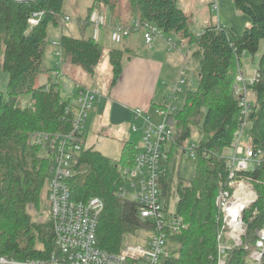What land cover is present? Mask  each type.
Segmentation results:
<instances>
[{
	"label": "trees",
	"instance_id": "1",
	"mask_svg": "<svg viewBox=\"0 0 264 264\" xmlns=\"http://www.w3.org/2000/svg\"><path fill=\"white\" fill-rule=\"evenodd\" d=\"M119 2L94 0L87 17L79 22L82 38L61 36L62 63L69 62L91 76L95 74L104 48L85 34L93 28L91 17L97 7L104 6L114 15ZM63 3L64 0H0V70L8 74L7 98L0 95V257L18 262L49 260L60 254L52 218L43 224L35 223L30 210L41 208V195L45 188L48 190L53 162L49 151L35 144L32 137L35 133L71 132L75 118L74 112L67 110L71 101L61 95L59 83L36 86L37 78L47 71L42 67L50 44L48 29L63 25L66 18ZM125 3L128 18L121 24L136 20L152 24L163 34L178 36L188 43L197 63V88L185 92L183 106L175 113L174 143L158 180L162 201L169 207L177 158L197 137L195 176L188 182L179 177L176 184L177 214L187 227L173 237L177 248L162 264H217L222 220L216 198L229 179L224 151L232 148L245 119L253 147L264 153V56L258 77L249 86L253 99L246 118L241 96L235 91L242 56H255L264 41V0H234L236 9L251 20L240 35L224 26H210L200 33L192 30V17L178 7L177 0ZM34 13L43 15L37 25L29 23ZM127 53L118 49L109 52L112 86L123 72ZM25 98L32 103L23 105ZM86 141L85 134L82 150L74 155V174L68 180L71 197L83 203L94 197L103 200L97 242L107 252L120 253L128 236L150 229L136 201L118 195L124 184L121 170L134 167L138 151L133 143L125 142L117 164L94 147H87ZM238 175L253 184L258 199L245 210L246 233L242 244L228 252L227 264H246L257 250L258 232L264 228V166ZM260 264H264V254Z\"/></svg>",
	"mask_w": 264,
	"mask_h": 264
},
{
	"label": "built area",
	"instance_id": "2",
	"mask_svg": "<svg viewBox=\"0 0 264 264\" xmlns=\"http://www.w3.org/2000/svg\"><path fill=\"white\" fill-rule=\"evenodd\" d=\"M22 1V0H16ZM42 14L34 13L29 23L37 25ZM64 21H70L68 17ZM91 21L95 29L93 36L97 41L101 37V29L109 24L104 15L93 12ZM113 39L118 42L130 36L132 33L142 31L145 42L151 45L156 38H163L161 32L152 24L133 20L128 25L116 23L112 25ZM169 46L172 41L165 40ZM59 65L53 73L54 83H59L60 91L65 92V99L71 101L68 111L74 112L73 129L68 133L47 134L35 133L32 140L35 144L43 146L49 151L52 158L51 177L48 185L50 217L54 223L56 243L60 249L59 255H53L49 260H28L18 262L7 257H0V264H162L165 257L175 249L166 247L173 237L180 234L187 225L172 210V206L166 207L162 201L158 180L163 164L169 157V151L174 143L176 122L175 113L178 110L174 106L178 93L183 91L186 85L185 71L182 70L173 91V95L166 99L162 106L157 108L158 119H153L144 109H134V118L137 121L133 125V132L142 133L143 147L137 148L136 164L132 168L121 170L124 184L119 188L118 195L136 201L139 213L145 221L150 223V229L145 233H151L150 242L144 245H131L128 238L125 239L120 253H110L101 249L97 242V228L104 202L99 197L83 203L72 199L68 180L74 174V155L79 153L85 141V120L89 112L100 102L103 95L94 89L77 86L63 73L62 53ZM258 77L245 80L240 73L236 78L235 91L241 96L240 105L242 114L246 118L250 109L251 99L249 90ZM76 86V89L72 88ZM78 89V90H77ZM76 94V96H75ZM75 99V102H72ZM248 123L246 119L235 134V142L231 148L232 156L226 158L229 179L225 189L218 193L216 204L222 220V232L218 235V262L227 264V255L234 247L242 244L246 233L244 213L257 199V193L253 184L239 173L250 171V168L264 166V153L252 145L250 132L244 142V130ZM193 144L189 150L194 154ZM187 150V146L184 149ZM126 186L136 188L133 195L128 197ZM144 231V230H142ZM144 233V232H143ZM257 250L252 259L260 264L264 254V228L258 232ZM227 237L231 245L223 244V238Z\"/></svg>",
	"mask_w": 264,
	"mask_h": 264
},
{
	"label": "rangeland",
	"instance_id": "3",
	"mask_svg": "<svg viewBox=\"0 0 264 264\" xmlns=\"http://www.w3.org/2000/svg\"><path fill=\"white\" fill-rule=\"evenodd\" d=\"M118 4L116 16L120 17V20H125V0ZM94 0H64L63 11L66 17L70 21H63V25L58 27L50 26L48 29V40L50 44L48 45L44 61L43 69L47 70L42 73L36 81V86H42L48 83H54L56 80L53 76L54 71L56 70V65H59L60 58L57 54L60 52L59 42L62 35L70 36L73 38L80 39L82 34L79 30V22L84 20L87 17L89 8L93 5ZM177 5L180 9L185 11L188 15L192 17L191 28L194 31L202 32L205 28L210 26H224L227 27L231 33L234 35H240L245 30V28L251 25L250 18L238 11L235 7L234 0H177ZM104 15L107 12V8L104 6H99L95 10ZM107 16L110 14H106ZM120 21V22H121ZM104 31L105 29L102 28ZM95 35V29L88 28L86 31L85 37H90ZM114 31L109 30L107 32L108 41L103 40L101 43L104 52L99 66L93 76L87 74L77 65L71 64L69 62H64L61 64L64 73L76 84L82 88L96 89L102 95L101 103L97 105L93 110L89 112L88 117L85 120V130H86V145L87 147H94L95 150L99 151L102 155L107 158H110L115 163H120L122 151L124 148L125 142L133 143L136 148L141 149L143 147L142 142V133L133 132L132 127L133 123L126 114H106L101 116L96 114V112L102 109L104 103H106V95L104 93L103 87L107 85L110 87L112 85V72L111 65L109 62V51L113 49H118L126 51L127 49L135 54H141L144 50L143 44V32H137V37L125 38L122 43H116L112 40ZM163 38H156L154 40L159 43L162 41L166 49L171 53V56H167L168 59L171 58L173 61L171 66L166 68L164 75L167 80L174 81L173 86L175 85L178 77L182 70L185 71L184 79L187 81L186 85L182 86L183 91L178 93L177 100L174 101V106L180 109L183 106V96L188 90H195L197 88V79H196V70L197 63L192 58V49L189 48L188 43L184 40H181L178 36L173 34H163ZM141 37V38H140ZM143 39V40H142ZM165 40L172 41V46H169ZM181 50L182 52H180ZM186 56V57H185ZM264 56V41L261 44L259 52L252 56L251 54L245 53L241 58V68L240 72L245 80H250L254 78L256 71L259 68V63L261 58ZM3 60V55L1 57ZM178 65H176V63ZM175 63V64H174ZM124 65V64H123ZM68 79V78H67ZM77 82V83H75ZM7 84H8V74L0 70V95H3L7 98ZM72 88L76 89V86ZM78 90V89H77ZM61 95L65 97V92L60 91ZM76 96V94H75ZM249 98L252 100L253 95L250 94ZM158 101L159 98L157 97ZM72 102H75L73 99ZM30 99H23V105L31 104ZM101 117V119H100ZM249 133V125L245 127L243 140L246 142L247 135ZM198 138L195 137L187 144V150L184 154L177 158L176 163V174H175V184L173 190V200H172V210H176L177 195H176V184L178 178L180 177L185 182L192 180L196 173L197 166V156L192 154L189 150L190 146L193 144L197 145ZM232 150L226 149L224 151L225 158L232 156ZM254 168H250L252 171ZM179 173V176H178ZM136 188L132 186H126V191L128 197L133 195ZM49 191L45 188L41 195V208L31 209L30 213L32 219L35 223H45L48 221L49 216ZM144 230V229H143ZM144 232V233H143ZM146 231H139L136 235L128 236V240L131 245H144L146 246L152 238L151 233H145ZM223 244L231 245L230 240L224 236ZM166 247L177 248L176 244H173L171 241L166 243ZM256 252V251H255ZM254 252V253H255ZM253 253V254H254ZM252 254V255H253ZM252 255L248 258L246 264H257L256 261L252 259Z\"/></svg>",
	"mask_w": 264,
	"mask_h": 264
},
{
	"label": "crops",
	"instance_id": "4",
	"mask_svg": "<svg viewBox=\"0 0 264 264\" xmlns=\"http://www.w3.org/2000/svg\"><path fill=\"white\" fill-rule=\"evenodd\" d=\"M121 2L122 1L120 0L119 3ZM106 12V14H110L108 16L104 14L106 21L109 22V24L103 27L105 29L104 31L101 29V37L99 40L100 44L103 42V40L108 41L107 32L112 30L113 24L122 23L120 22V17L116 16L115 14L113 15V13L108 8ZM125 16L127 19L128 13L126 11ZM135 34L137 33H132L126 38L128 39L132 36L135 38L137 37ZM90 37H93V34L92 36L90 35ZM124 39L116 42L112 38V40L116 43H122ZM153 43L148 45L144 39V50L141 54L134 55L131 50H126L128 53L123 62V72L116 85H111L110 87L105 85L103 87L107 101L104 103L102 109L98 110L96 114L98 113L101 116L109 113L115 115L121 113L126 114L134 125L137 123V121L134 118L133 110L141 108L151 115L153 119H158L156 114L158 105L162 104L166 99L173 95V91L179 77L174 86L172 84L174 81H169L166 79L164 72L168 66L173 64V61L171 60L172 52H169L166 49L162 41H159V43L155 41V45ZM179 51L182 52L181 50ZM167 56H170L171 58L168 59ZM175 63L178 65L177 62ZM64 75L66 78L70 79L65 73ZM70 80L73 81L72 79ZM157 97L159 98L158 101L156 100Z\"/></svg>",
	"mask_w": 264,
	"mask_h": 264
}]
</instances>
